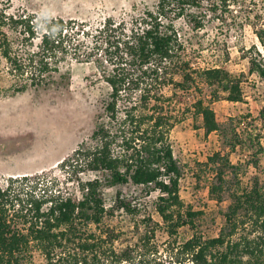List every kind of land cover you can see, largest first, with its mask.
<instances>
[{"label": "trees", "instance_id": "1", "mask_svg": "<svg viewBox=\"0 0 264 264\" xmlns=\"http://www.w3.org/2000/svg\"><path fill=\"white\" fill-rule=\"evenodd\" d=\"M10 2L0 0V54L16 79L13 96L55 84L54 75L68 55L78 63L95 64L110 91L90 142L78 145L57 165L67 182L77 184L82 195L78 202L63 192L57 179L47 181L40 174L12 177L0 190V264H36L34 250L45 264H165V258L170 264H264V183L257 176L250 187L237 185L233 191L223 176L230 173L238 184L241 167L221 153L213 155L221 162L216 177L228 192L222 195L224 187L213 184L210 193L219 202L228 196L232 205L218 236L206 239L194 233L182 243L173 239L184 227L195 231L204 213L182 200L184 168L170 141L179 121L168 105L177 92L194 91L199 97L192 110L202 117L209 136L222 128L212 104L222 96L232 103L244 101V75L232 76L217 66L196 68L184 58L186 45L176 22L187 17L194 30L203 29L194 13L202 9V1L159 0L154 9L130 21L107 18L94 29L73 19L40 18L25 11L11 14ZM229 2L210 6L226 12ZM257 36L264 46V33ZM250 73L264 79V64L252 59ZM167 87L173 88V97L165 95ZM205 88L209 101L200 96ZM232 133V150L245 148L246 141L234 128ZM257 156L249 164L264 177ZM107 188H117L110 208ZM154 193L162 223L147 212L144 202ZM118 212L135 222L136 241H125V233L105 225V219ZM156 228L173 240L165 258L155 242Z\"/></svg>", "mask_w": 264, "mask_h": 264}, {"label": "rangeland", "instance_id": "2", "mask_svg": "<svg viewBox=\"0 0 264 264\" xmlns=\"http://www.w3.org/2000/svg\"><path fill=\"white\" fill-rule=\"evenodd\" d=\"M201 1L202 9L194 13L203 21V29L194 30L187 17L176 22L186 45L184 58L196 68L217 66L232 76L244 75V101L232 103L222 96L221 100L214 102L212 107L222 128L209 136L205 135L202 117L195 115L192 110V104L198 96L194 91L177 92L174 103L168 105L169 111L179 121L170 134V141L176 159L184 168L181 197L186 207L204 213L198 219L195 231L189 227L179 230L173 238L179 243L190 239L194 233L202 234L206 239L218 236L232 200L226 196L222 202L217 201L210 193L213 184L222 185V195L225 196L228 186L232 185L233 191L239 189L237 185L242 188L250 187L257 176L264 183L261 171L249 164L257 154L260 166L262 169L264 167V152L260 150L261 147L264 148V79L257 73H250L252 59L264 64V46L257 36L259 31L264 33V0H230L229 10L226 12L220 8L221 0ZM158 2L159 0H11L8 12L13 14L25 11L40 18H63L66 21L73 19L94 29L107 18H113L117 22L130 21L146 9H154ZM210 3L220 5L219 9L213 10ZM60 68L61 72L54 75L55 84L46 89L31 88L13 96L11 89L16 79L9 74V66L0 54V154L10 158L15 154L21 155L19 151L26 152L28 156L31 151L36 150L37 153L33 157H25L24 162L33 161L32 164L39 167L52 164L51 167L22 176L40 174L46 175L47 181L57 179L63 192L78 202L82 195L77 184L67 182V175L55 163L71 155L81 143L90 142L96 127V116L110 89L93 63H78L72 55H68L67 61ZM164 93L167 97H173L174 90L167 87ZM209 95L205 88L200 96L209 101ZM224 126L228 128L224 131L225 135L221 132ZM233 128L246 141L245 148L237 146L232 150L228 144L234 136ZM65 143H68V152L64 156L61 147ZM55 151L56 155L53 156ZM46 152H51L52 156H48ZM215 153L228 157L232 165H240L238 184L233 181L230 173L223 176L228 181V186L217 179L221 162L213 159ZM82 177L86 178V175ZM10 178L12 177L0 175V190L7 186ZM124 192L129 193L127 189ZM116 194L117 188L105 190L107 208L113 205ZM157 195L154 193L144 202L147 212L153 215L156 222L162 223L154 208ZM134 223L123 212L105 219V225L125 233L124 239L129 242L136 241L137 238L132 233ZM172 241L162 229L156 228L155 242L163 255L161 257H166L168 243ZM31 255L36 264H45L39 251L34 250ZM165 260L166 258L165 264H170Z\"/></svg>", "mask_w": 264, "mask_h": 264}, {"label": "crops", "instance_id": "3", "mask_svg": "<svg viewBox=\"0 0 264 264\" xmlns=\"http://www.w3.org/2000/svg\"><path fill=\"white\" fill-rule=\"evenodd\" d=\"M68 143H65V145H62L61 147V151L63 153V155L65 154V152L67 150V145ZM39 151V150H38ZM52 152V151H51ZM51 152H46L45 154H47L48 156H52ZM21 155L15 154L12 157L8 158L5 157L3 155L0 154V175L1 176H6V177H16V176H22L25 175L27 173H36V172H42L44 170H47L51 167L52 164H50L49 166H37L35 164H32V162H24L25 157L29 158V157H33L36 152V150L31 151L30 155H26V152H18ZM56 155V151L53 153V156ZM67 155V154H65ZM64 155V156H65ZM63 157V156H62ZM27 160V159H26ZM33 160V159H31ZM62 161V160H60ZM59 161V162H60ZM58 161H56V165L57 163H59Z\"/></svg>", "mask_w": 264, "mask_h": 264}]
</instances>
